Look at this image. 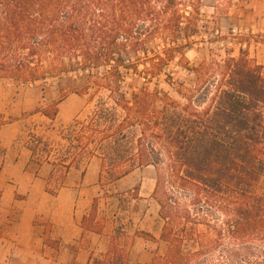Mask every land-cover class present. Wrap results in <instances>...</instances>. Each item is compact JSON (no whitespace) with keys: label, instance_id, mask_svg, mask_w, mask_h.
Instances as JSON below:
<instances>
[{"label":"trees","instance_id":"1","mask_svg":"<svg viewBox=\"0 0 264 264\" xmlns=\"http://www.w3.org/2000/svg\"><path fill=\"white\" fill-rule=\"evenodd\" d=\"M71 2L0 0V79L35 83L68 72L71 66L83 72L110 66L105 87L116 96L115 103L133 116L131 126L138 122L142 127L157 128L164 118L170 122L162 130L172 161L167 166L169 180L190 192L193 204L204 205L220 216L219 224H213L209 219L192 217L176 201L160 203L159 215L164 220L160 240L166 244V251L151 264H264V191L258 189L264 174V65L241 52L237 59L224 62L216 90L202 111L190 104L176 111L177 105L171 102L154 111L158 116L153 122L150 117L144 122L153 105L151 99L148 101L153 94L143 89L133 93L131 101L126 100L120 92L119 68L131 67L123 64L116 37L107 36L106 25L99 22L93 21L94 34L88 37L83 34L85 25L73 16L60 21V9ZM87 15L80 19L87 21ZM44 58L49 60L47 69ZM41 112L54 120L58 111L54 105L51 111ZM122 125L113 135L120 134ZM162 135L156 138L161 140ZM46 148L41 153H47ZM33 150L40 151L37 146ZM76 161L66 164L60 159L59 177L63 178ZM124 171L127 174L130 168ZM110 175L113 180L122 176ZM97 206L94 200L80 226L102 234ZM199 226L204 229L199 230ZM138 235L155 240L145 232ZM123 236L122 229H115L107 251L100 257L90 255L87 264H130L127 244L121 245ZM187 243L196 250L186 251ZM46 245L58 249L57 242L52 244L49 239ZM215 253L218 257L210 258Z\"/></svg>","mask_w":264,"mask_h":264},{"label":"rangeland","instance_id":"2","mask_svg":"<svg viewBox=\"0 0 264 264\" xmlns=\"http://www.w3.org/2000/svg\"><path fill=\"white\" fill-rule=\"evenodd\" d=\"M78 12L82 15L79 16ZM86 14L87 21L80 19ZM68 15L73 16L77 23L85 25L83 34L88 37L94 34L91 29L93 21L106 25L107 36L116 37L123 64L131 67L129 70L119 68L120 92L128 101H131L133 93L143 89L153 94L148 99L153 105L144 122L149 117L153 122L152 119L158 116L153 114L154 111L162 110L171 102L177 105L176 111H181L189 104L197 111H202L216 90L224 62L229 58L237 59L241 52L254 63L264 65V0H72L60 9V21ZM46 59L44 67L47 69L49 60ZM65 62L68 63V60L65 59ZM109 70L110 66H100L83 72L71 66L68 72L57 73L38 83L48 90L47 99L59 97L60 94L55 93L57 90L64 91L61 95L64 97L72 90L81 93L82 89L89 87L91 105L94 111L96 109V112L102 113V124L110 133L120 128L121 123L122 130L130 127L134 120L132 115L115 103L116 96L105 87ZM47 110L51 111V108ZM168 114H171V110ZM169 123L164 118L159 121L157 128L136 125L137 129H145V135L138 145L144 162L150 163L151 167L141 169L143 179L140 183L144 196L152 190V211H157L158 215L156 226L161 228L162 233L164 220L159 215L160 203L168 201H176L181 208L189 210L192 217L209 219L211 223L219 224L220 216L216 211L193 204L191 193L169 180L167 166L172 161L167 154V137L162 135V130ZM96 127L98 125L77 122L46 141L39 137H31L30 141L38 147L39 154L47 146V156L51 153L52 160H80L87 153L85 147L90 141L96 142L95 145L106 137L96 136L91 140L89 131ZM156 135H162L163 138L160 140ZM114 136L120 139V135ZM258 189L264 191V174L259 180ZM137 195L136 186L120 194H107V198L112 201L113 207L117 205L116 210L120 209L122 215L124 211L137 213L151 210L148 203H137ZM118 228L124 232L121 245L127 244L130 264L150 263L146 261L148 257H151L152 263L155 257L165 254L166 244L160 240V236L155 238L152 233L137 231L128 224L126 228ZM198 229L202 231L204 227L199 226ZM49 231L46 225L45 244L46 240H50ZM138 232L148 233L155 240L140 236ZM51 242L54 244L57 241ZM185 250L193 252L196 248L192 243H187ZM217 257L218 253H215L210 258Z\"/></svg>","mask_w":264,"mask_h":264},{"label":"crops","instance_id":"3","mask_svg":"<svg viewBox=\"0 0 264 264\" xmlns=\"http://www.w3.org/2000/svg\"><path fill=\"white\" fill-rule=\"evenodd\" d=\"M63 92L57 90L59 97L47 99L48 90L40 82L0 79V264H87L90 255L107 251L111 232L127 224L155 238L161 234L156 226L157 211H152V190L144 196L140 183L141 169L151 167L138 145L145 135L143 129H137L136 122L117 134L118 140L114 131L104 129L102 113L94 111L89 87L62 97ZM54 105L58 112L51 120L41 111ZM77 122L98 125L89 131L91 140L111 137L95 145L90 141L84 157L70 164L60 178L59 160H52L51 153H34L30 140L39 137L46 141ZM127 168L130 172L124 174ZM110 174L122 176L113 180ZM136 186L137 203H148L151 210L124 211L122 215L107 194ZM94 200L98 201L96 219L103 225L102 234L80 226ZM46 225L50 241L58 242L57 250L44 242ZM146 261L151 263V257Z\"/></svg>","mask_w":264,"mask_h":264}]
</instances>
